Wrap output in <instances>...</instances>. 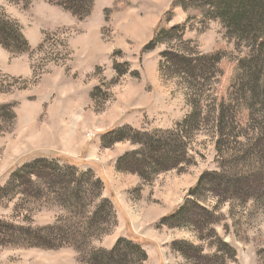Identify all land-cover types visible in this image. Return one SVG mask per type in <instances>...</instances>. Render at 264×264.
I'll return each mask as SVG.
<instances>
[{"label": "rangeland", "instance_id": "rangeland-1", "mask_svg": "<svg viewBox=\"0 0 264 264\" xmlns=\"http://www.w3.org/2000/svg\"><path fill=\"white\" fill-rule=\"evenodd\" d=\"M42 2L0 0V19L15 22L34 45L24 54L0 45V190L23 165L57 160L101 178L115 218L85 250L9 243L4 224L32 232L70 216L55 201L31 196L34 189L14 197L0 191V264H89L91 250L110 251L123 238L143 248V264H264V169L235 158L264 110L248 127L225 133L223 150L233 158L218 157L211 119L189 141L190 165L150 180L117 170L118 160L137 149L129 141L103 146L111 130H172L192 110L193 91L162 61L169 46L143 53L174 0H95L82 21L61 7V16L40 11ZM187 18L177 9L169 25L185 27L188 44L175 49L224 56V77L195 87L210 102L225 95L246 50L236 49L219 22Z\"/></svg>", "mask_w": 264, "mask_h": 264}, {"label": "trees", "instance_id": "trees-1", "mask_svg": "<svg viewBox=\"0 0 264 264\" xmlns=\"http://www.w3.org/2000/svg\"><path fill=\"white\" fill-rule=\"evenodd\" d=\"M46 1L63 8L80 21L88 18L95 7V0ZM177 9L187 14L189 23L195 20L219 22L236 44V49L246 50L244 57L237 60L233 73L228 75L225 95L216 94L210 102L203 99L195 87L196 84L202 86L201 83L208 79L224 77L220 72L224 56L220 51L202 55L175 49L177 43L188 44L184 42L185 27L169 26ZM162 44L169 46L161 54L163 63L193 91L189 100L190 114L172 130L149 133L126 126L109 131L103 138L106 148L124 141L137 147L118 160L117 170L136 174L143 180L190 165L189 141L211 119L215 123L218 157L233 158L223 150L225 133L232 125L248 127L264 110V0H174L143 53L154 51ZM0 45L13 54L31 51L18 25L9 19H0ZM251 131L235 158H243L254 170H262L264 120ZM84 178L89 182L84 183ZM32 179L37 180L36 185ZM199 186L200 182L196 189ZM23 187L28 191L34 189L33 197L55 201L70 218L63 220L61 225L32 232L4 224L10 228L4 230L6 242L42 249L74 247L85 250L91 240L108 233L115 218L111 195L108 193V197H104L103 194L106 184L91 171L80 175L70 164L61 166L57 160L38 159L14 172L0 191L6 193L4 197L24 196ZM89 257V264H143L148 259L140 245L124 238L118 240L110 251L91 250Z\"/></svg>", "mask_w": 264, "mask_h": 264}, {"label": "crops", "instance_id": "crops-1", "mask_svg": "<svg viewBox=\"0 0 264 264\" xmlns=\"http://www.w3.org/2000/svg\"><path fill=\"white\" fill-rule=\"evenodd\" d=\"M40 8H39V10L41 11V10H44V11H52L56 16L58 15V16H61L62 14H60L63 10H61L59 7H57V6H54V5H51V4H49L48 2H46L45 0H43V2H42V4L39 6ZM59 11H61V12H59ZM63 13V12H62ZM27 39H28V42H29V45H30V39L27 37ZM35 42H36V45L35 46H38L40 43H41V40L39 39V38H35ZM31 46H34V45H32V43H31ZM30 46V47H31Z\"/></svg>", "mask_w": 264, "mask_h": 264}]
</instances>
